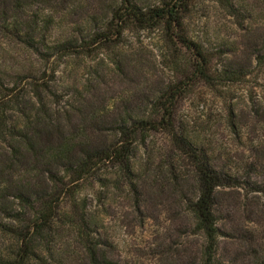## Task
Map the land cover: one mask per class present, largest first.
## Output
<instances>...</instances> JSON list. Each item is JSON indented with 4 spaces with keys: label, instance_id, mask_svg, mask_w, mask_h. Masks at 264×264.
Masks as SVG:
<instances>
[{
    "label": "rangeland",
    "instance_id": "1",
    "mask_svg": "<svg viewBox=\"0 0 264 264\" xmlns=\"http://www.w3.org/2000/svg\"><path fill=\"white\" fill-rule=\"evenodd\" d=\"M135 1L148 6L160 0ZM120 3L75 0L67 11L34 3L29 18L46 30L44 45L35 48L0 33V74L21 96L11 115L21 126L35 122L37 148L50 147L69 132L112 140L122 117L144 115L181 78L184 58L162 29L131 27L119 45L89 43ZM185 28L211 55L215 71L232 67L243 74L233 83L194 87L180 101L177 116L178 125L209 149L218 166L243 176L242 188L220 189L217 195L216 262L251 263L248 256L264 250V0H193ZM70 39L83 43V52L56 49ZM17 148V161L35 169L24 181L46 190L52 176H64L62 166L47 167L24 146ZM13 149L0 142V186L11 185L0 193V220L10 224V214L22 208L15 195L19 171L7 167ZM132 164L136 190L109 168L62 195L55 224L57 261L85 264L77 231L64 217L69 212L96 222L94 238L122 264L201 263L204 238L186 206L196 195L190 167H182L164 134L138 145Z\"/></svg>",
    "mask_w": 264,
    "mask_h": 264
},
{
    "label": "trees",
    "instance_id": "2",
    "mask_svg": "<svg viewBox=\"0 0 264 264\" xmlns=\"http://www.w3.org/2000/svg\"><path fill=\"white\" fill-rule=\"evenodd\" d=\"M73 1L0 0V33L29 44L32 48L38 44L44 45L46 30L41 23L29 18V9L34 3H46L67 11ZM192 1L160 0L154 5L141 6L135 0H121L110 18L92 36L90 44L109 47L121 44L126 31L131 27L162 29L172 48L183 56L185 63L181 78L161 92L147 113L134 117L129 115L128 119L122 117L119 120L112 140L102 141L84 133L69 132L54 145L37 148L35 142L39 134L32 126L35 122L32 120L21 126L14 120L11 112L19 104L21 96L16 85L8 87L4 84L0 74V142H6L14 148L7 158V163L12 164L7 167L19 171L15 195L22 202L21 210L10 214L11 224L0 220V264H55V224L61 216L62 195L69 194L70 187L79 182L97 179L109 168L119 171L135 189L132 156L138 145L146 143L155 134L168 136L177 160L182 163V167L188 166L191 169L196 183V195L188 199L186 206L194 217L197 233L204 238L200 264H217L220 242L217 195L220 189L242 188L245 182L238 171L218 166L209 149L178 125L177 109L180 101L199 84H229L238 81L243 74L232 67L222 72L215 71L211 55L187 34L185 19ZM56 49L66 54L80 53L77 49L83 52V43L70 39L59 44ZM18 146H24L28 153L40 163L44 161L47 167L53 164L62 166L64 176H52V187L46 190L24 181V174L35 169L17 161L15 154L19 153ZM0 165L2 167V163ZM262 169L264 171V164ZM67 177H70L68 181ZM9 188L11 185L5 189L0 186V193H7ZM64 214L77 231L85 264H122L109 256L104 250V243L94 238L92 227L96 226V222L90 220L87 214ZM248 257L251 263L247 264H264V250L260 255L257 252ZM57 263L64 264L59 260Z\"/></svg>",
    "mask_w": 264,
    "mask_h": 264
}]
</instances>
